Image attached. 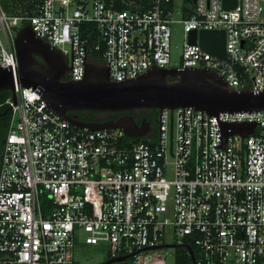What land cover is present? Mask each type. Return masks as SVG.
<instances>
[{"label": "built area", "instance_id": "2783aa9c", "mask_svg": "<svg viewBox=\"0 0 264 264\" xmlns=\"http://www.w3.org/2000/svg\"><path fill=\"white\" fill-rule=\"evenodd\" d=\"M26 23L68 58L73 81L85 78L82 26L92 24L114 82L153 67L207 69L229 90L264 91V0H237L231 10L223 0H154L146 11L40 0L34 15H10L0 0V65L15 78ZM174 24L185 38L175 64ZM202 30L226 32V60L189 44ZM14 93L0 167V264H77L80 244L130 264L191 244L193 264H264V111L165 109L135 139L78 129L17 82ZM242 123L256 128L245 136L224 129Z\"/></svg>", "mask_w": 264, "mask_h": 264}, {"label": "water", "instance_id": "95a60500", "mask_svg": "<svg viewBox=\"0 0 264 264\" xmlns=\"http://www.w3.org/2000/svg\"><path fill=\"white\" fill-rule=\"evenodd\" d=\"M195 1V0H194ZM237 0H223L226 10L236 7ZM226 32L224 30H202L189 33L188 42L199 45L204 51L219 59H227ZM19 67L16 78L11 70L0 65V92L10 91L13 103L16 82L24 88L40 93L49 109L78 129L104 131L122 129L130 138H143L150 129V122L141 123L129 114L115 121L85 122L72 114L75 111L129 112L151 110L162 112L180 108H194L209 115L223 112L264 111V91H234L227 89L222 77L207 69H163L153 67L140 77L124 82L110 78L107 64H96L86 59V75L82 81L68 79L71 68L68 58L58 48L40 39L31 25H25L15 40ZM38 58H41L40 61ZM11 110V108H9ZM255 124H227L226 133L247 135ZM165 249L175 246H165ZM188 251L195 262V252ZM116 258L106 264L126 261Z\"/></svg>", "mask_w": 264, "mask_h": 264}, {"label": "trees", "instance_id": "16d2710c", "mask_svg": "<svg viewBox=\"0 0 264 264\" xmlns=\"http://www.w3.org/2000/svg\"><path fill=\"white\" fill-rule=\"evenodd\" d=\"M4 9L10 15H17L20 12L28 11L31 15L37 13V6L40 3V0H1ZM108 5H112L115 9L118 10H140L146 11L152 9L154 6V0H102ZM172 7V4L170 5ZM26 23L25 25H28ZM82 35L84 38L88 39V58L90 61L96 64H105V59L103 57L105 47L102 44V49L96 51V46L101 41L100 34L96 25L84 24L82 26ZM12 98V93L10 91L0 92V112L10 108L9 101ZM77 113V111H75ZM159 111L151 110H142L140 119L143 121L147 119L152 121ZM141 121V122H142ZM140 122V123H141ZM3 152V148H2ZM1 152V153H2ZM1 167V165H0ZM197 255V250L194 245H189ZM189 247L186 246H177L175 251V264H193L192 258L188 251Z\"/></svg>", "mask_w": 264, "mask_h": 264}, {"label": "rangeland", "instance_id": "374dc122", "mask_svg": "<svg viewBox=\"0 0 264 264\" xmlns=\"http://www.w3.org/2000/svg\"><path fill=\"white\" fill-rule=\"evenodd\" d=\"M180 4L181 0H177ZM173 43V64L177 63L181 53L185 38L182 28L179 24L172 26ZM148 264H175L174 250H156L152 254L147 253ZM77 264H102L110 258L108 253L102 247L79 245L75 252Z\"/></svg>", "mask_w": 264, "mask_h": 264}, {"label": "flooded vegetation", "instance_id": "af4514ba", "mask_svg": "<svg viewBox=\"0 0 264 264\" xmlns=\"http://www.w3.org/2000/svg\"><path fill=\"white\" fill-rule=\"evenodd\" d=\"M40 61H42L41 58H38ZM142 110H133L129 112H95V111H77L72 112V114L79 117V119L85 121V122H107V121H115L121 116L125 114H129L135 118L137 122H141L140 119ZM10 123H11V110L6 109L4 111L0 112V165H1V157H2V148L4 147L5 139L9 133L10 129ZM112 259H109L110 261ZM107 261V262H108ZM107 262H104L102 264H106ZM113 264H130V261L126 260L119 263H113Z\"/></svg>", "mask_w": 264, "mask_h": 264}]
</instances>
